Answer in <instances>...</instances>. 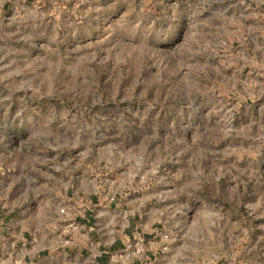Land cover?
Segmentation results:
<instances>
[{
    "label": "rangeland",
    "instance_id": "374dc122",
    "mask_svg": "<svg viewBox=\"0 0 264 264\" xmlns=\"http://www.w3.org/2000/svg\"><path fill=\"white\" fill-rule=\"evenodd\" d=\"M90 176L165 264H264V0H0V213Z\"/></svg>",
    "mask_w": 264,
    "mask_h": 264
},
{
    "label": "crops",
    "instance_id": "0c3cea01",
    "mask_svg": "<svg viewBox=\"0 0 264 264\" xmlns=\"http://www.w3.org/2000/svg\"><path fill=\"white\" fill-rule=\"evenodd\" d=\"M32 180L25 178L19 187L24 203L0 213V256L24 264H112L114 253L143 238L156 241L143 261L165 264L160 237L163 213L159 205L148 204L150 197L125 203L112 181L90 176L64 181L58 199L39 204ZM71 223L79 225V234L67 233ZM63 237L73 242L66 245Z\"/></svg>",
    "mask_w": 264,
    "mask_h": 264
},
{
    "label": "built area",
    "instance_id": "2783aa9c",
    "mask_svg": "<svg viewBox=\"0 0 264 264\" xmlns=\"http://www.w3.org/2000/svg\"><path fill=\"white\" fill-rule=\"evenodd\" d=\"M62 213H64V210H62ZM74 232L75 234L80 233V227L79 225L75 223H71L68 225V232ZM165 238V236H164ZM73 242L71 239H66L63 241L64 244H69ZM156 245V241L154 239H143V238H137L130 242L126 248L120 252H117L118 254L116 256H113L112 260H115V258H121L126 261H142L141 264H147L146 261H143V259L146 257L148 252L153 251L154 247ZM166 248H164L165 250ZM12 264H24L21 261H14Z\"/></svg>",
    "mask_w": 264,
    "mask_h": 264
}]
</instances>
